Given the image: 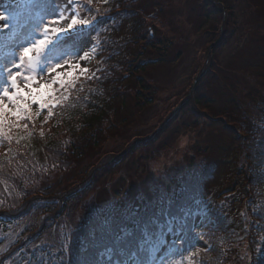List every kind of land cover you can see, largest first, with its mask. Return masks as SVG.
<instances>
[{"label":"rangeland","instance_id":"374dc122","mask_svg":"<svg viewBox=\"0 0 264 264\" xmlns=\"http://www.w3.org/2000/svg\"><path fill=\"white\" fill-rule=\"evenodd\" d=\"M49 2L50 0H0V13L13 18L9 21H0V64H7L18 57L19 45L27 35L29 26L41 14L42 6ZM62 2L66 3V0ZM107 2L108 0H92L89 4L88 0H72L70 7L74 8L81 18L92 21L91 26L85 28L81 35L62 37L69 48L75 44L79 52L68 60V64H79L80 68L60 69V71L73 72L71 80L68 77L64 78L66 81L64 87L57 83L50 89H43L42 85L45 83L51 84L52 75L45 70L38 76L37 82L33 85L37 90L34 95L43 96L45 92H51L52 95L45 96L43 100L48 106L41 110L38 105L29 104L27 110L21 114L22 118L19 119L5 113L3 136L5 141L13 139L19 129L30 128L37 134H42L44 131L54 132L58 124L52 109L66 102L70 97V85L76 84L80 78H99L97 76L102 73L103 66L100 63L101 58L95 56V53L99 55L96 44L100 43L101 34H95L94 31L105 21L101 29L112 28L122 36L126 32L127 23L124 19L127 13L122 12L120 15L112 16L111 9L105 6ZM153 9L154 4L147 5L145 11L151 13ZM219 11H226L230 18L219 22L220 18L219 20L217 18ZM159 14L163 26L157 25L154 19L148 24L156 25L157 31L154 37L162 39L160 49L155 47L141 51L144 46L142 43L136 47L127 45V52L133 56L130 57L132 61L129 62L130 65H139L144 60L159 57L155 63L148 64L145 71H140L139 68L135 71L137 75L147 79V89L140 91L136 97L138 90L133 83H130L129 87H133L132 90L124 92L123 102L117 101V104L124 103L122 114L126 115L129 121L113 130L95 150L99 152L96 159H100L101 162L105 159L110 161L111 157L121 153L126 140L129 142L137 137H148L158 131L156 138L167 137L168 141L161 145V153L158 157L152 152L148 153L147 167L141 175L145 178L144 190L154 178L159 179L163 175L168 178L171 169L190 164L194 155L192 151L207 146L209 141L216 138L224 140L234 148L233 156L235 158L236 154L238 164L242 163V157L243 163L245 162L244 154L247 151L239 147V141L242 142L243 138L239 125H230L227 129L217 125L227 124L226 120L218 118L219 112L213 111L214 105L219 106V102L233 98L237 101V105L232 107V118L239 120L244 115H253L254 124L262 126L261 123H264L263 111H257L264 100V24L261 23L264 21V0H172L170 7L159 11ZM121 17L123 19L120 24L113 27V22ZM44 19L47 22L49 17L45 16ZM4 23H9L10 27L4 29ZM85 52L89 53L88 57L81 59ZM123 64L128 66L126 62ZM81 69L88 71L84 73ZM125 70L127 69L119 70L116 73L117 78ZM122 88L124 89L125 85H122ZM107 91L109 92L108 89ZM200 96L204 98V102L198 106L195 99ZM151 101L154 103L151 104ZM205 106L208 111L204 109ZM241 106L244 113H241L243 110ZM252 120L247 118L248 123ZM165 125L169 128L164 129ZM209 134L212 136L209 137ZM158 142L159 140L156 143ZM139 150L130 153L128 159L137 157ZM205 153L207 152L200 151L196 158L208 159ZM143 161L141 164H144ZM138 164L140 163L136 161L132 167ZM132 167L129 168L135 173ZM247 169L243 167L234 171L225 168L221 170L222 174L218 181V189L223 193L221 196L219 193L215 199L221 203L224 212H228L225 219L230 220L237 231L246 223L245 233L248 234V237L240 234L241 238H245L238 243H231L229 248L227 239L217 233V245L225 256V259H221L222 264H248L252 257L257 258V247L264 245L262 239L264 225L259 220L262 196L255 189L256 194L253 190L246 191L242 187L245 182L243 173H246ZM182 174L183 172L178 173L179 176ZM119 175L125 178L126 184L129 182V178L120 174L118 170L107 174L106 177L115 180ZM99 185L105 186L103 183ZM49 193H51L50 198L60 196L56 190ZM216 194L215 192L213 196ZM53 199L44 202L45 205L40 206L42 209L40 212L35 210L32 212L34 214L24 217L22 222L12 225L9 236H22L27 228H33L36 221L39 222L43 214L49 211L48 209H54ZM71 220V217L65 218L55 228H65ZM195 220V224H200L202 228L200 216H196ZM206 230L204 226L198 232L205 234ZM58 232L61 234V230H51V233L46 235L50 240L45 237L46 241L51 243V240L59 238ZM34 244L36 243L33 241L31 245ZM198 246L199 249L192 251V258H196L200 251L207 252L213 247L211 238H199ZM41 248H38L36 253L42 258L44 254L41 253ZM3 251L4 247H1L0 254ZM216 261L217 258H213V264ZM202 263L208 264L206 261Z\"/></svg>","mask_w":264,"mask_h":264},{"label":"trees","instance_id":"16d2710c","mask_svg":"<svg viewBox=\"0 0 264 264\" xmlns=\"http://www.w3.org/2000/svg\"><path fill=\"white\" fill-rule=\"evenodd\" d=\"M171 3L172 0H113L112 4L116 7L111 9L112 13L127 12L130 16L129 21L126 23L125 34H122V36L111 34L105 37L109 44L105 50V69L102 78L99 80L100 82L96 81L90 86L86 84V81L70 85L69 89L76 91L73 98L60 104L54 110L58 122L57 131H44L42 134H37L30 128L26 130L19 129L11 140L5 141L3 136L0 137V232L12 223L18 222L24 216L34 214L32 212L35 210V212H40L42 210L40 206L45 205L44 202H49L53 198L55 201H53L54 209H48L49 211L43 214L39 222L36 221L33 226L36 227L33 233L22 236L20 243L25 248L27 257H24L23 260L17 259L16 264L36 263L33 256L34 251L39 248L37 244L41 242V246L45 245L42 240L44 236L51 233L52 228L61 230V234L58 232V240L52 243L57 249L52 259L53 262L50 264H76L77 252L81 247L80 238L83 237L85 241H88L89 234L94 230H98L101 218L111 214L123 213L134 206L143 208L146 203L155 200L162 193L171 194L174 200L172 212L178 215L181 214L178 211L179 207L192 204L191 198L195 186L199 183V179L203 178L209 167H212L213 171L211 173L217 170L219 172L214 173V181L212 180L210 185L207 184L206 189L214 192L218 190V179L221 170H225L230 163V160L225 158L232 154L230 144H226L220 138L209 141V144L205 145V149L201 151L207 152L205 155L208 158V163L191 164V168L183 172L181 179H184L186 174L191 175V177L184 190L180 192L179 197H176L175 190L169 186L170 184H166L161 193L157 194L156 184L160 181L169 182L167 179L175 176L177 170L181 168L171 169L168 178L163 175L159 179L154 178L149 182L151 183L149 192H153L155 196H147L144 190L143 179L145 178L141 175L147 167L148 153L152 152L158 157L161 153V145L168 141L167 137L156 138L159 131L148 137H137L129 142L126 140V144L123 146L124 149L120 151L121 153L116 157H111L110 161L105 159L101 162L100 159H96L99 152H95V150L100 146L101 141L107 139V136L113 130L129 121L128 117L122 114L124 103L117 104V101L122 100L123 102L124 92L132 90L133 87H129L130 83H133L138 90L136 97H138L140 91L147 89V79L137 75L135 72L138 69L136 65H129L133 56L127 52L125 47L126 45L136 47L139 43H142L144 44L142 51L145 49L151 50L162 45L158 38L157 43H152L154 32L156 35L157 29L156 25L151 26L148 22L154 19L157 21V25H163V22L159 19V11L169 8ZM153 4V11L147 13L145 11L146 6H153ZM218 15L219 22L230 18L226 11H219ZM261 23L264 24V21ZM127 59L128 61H125ZM124 62L128 66L124 65ZM147 65V63L138 65L140 71H145ZM123 69H127V72H123L122 76L117 78L116 73ZM122 85H125L124 89ZM203 99L202 96L195 99L196 105H202ZM150 103L152 104L154 101ZM218 105H214L213 111L219 112L218 118L226 120L227 123L225 125L218 123V126L227 129L230 125H239L240 133L243 136L242 142L239 141V147L243 151H247L244 154L246 164L243 163L244 158L242 157L243 160L240 165L245 164L246 167L249 164L250 168L244 174V178L247 179L245 188L254 191L252 188L253 186L257 187V179H254L250 172L251 169H256L257 163L264 162V123H261L262 126L252 122L248 123L247 118L252 120L253 115H244L239 120L232 118V107L237 105V101L233 98L219 102ZM241 107L243 109V106ZM204 109L208 111L207 106ZM261 110L264 113V100L257 109V111ZM241 113H244V109ZM167 125L164 126V129L169 128ZM210 135L212 136V134H209V137ZM158 140L159 142L156 143ZM199 148L192 152L199 153ZM138 149H140L138 156L128 159L129 154H133ZM136 161L140 164L132 167ZM141 161L144 164H141ZM129 167L134 168L135 173ZM117 170L120 174L129 178L127 184L125 178L120 177V175L115 180L106 177L107 174L109 175V173ZM100 183L105 186H100ZM258 187L261 196L264 197V183L258 181ZM53 190H56V193L60 196L50 198L51 193L49 192ZM261 205L260 211L263 213V219L264 202ZM210 211L205 212V214L210 216ZM67 214L70 215L67 216ZM69 217L72 220L66 224L65 228L53 227L54 225L58 226L65 218ZM227 222L223 217H219L218 223L222 226L221 233L226 236L225 238H229L231 243L242 241L237 233L229 229V223ZM245 227L246 223L241 228L244 235L246 234ZM35 239H39L38 243L33 247L28 246L29 242H33ZM214 240L216 241L213 242L214 248L209 252H200L198 258L208 262V264H213V258H217L215 264H222L221 259H225V256L219 245H217L216 237H214ZM97 242L96 254L93 255L94 264L103 263L100 261L99 253L104 252L105 247L111 244V239L100 238L98 233ZM17 245L19 244L12 245L7 254L1 253L0 264L3 263L6 256L12 257V253L20 247ZM126 257L127 253L123 256L113 253L111 261L108 259V263L113 264L115 261Z\"/></svg>","mask_w":264,"mask_h":264},{"label":"snow or ice","instance_id":"6c2138e0","mask_svg":"<svg viewBox=\"0 0 264 264\" xmlns=\"http://www.w3.org/2000/svg\"><path fill=\"white\" fill-rule=\"evenodd\" d=\"M88 3L91 4L92 0H88ZM71 5L72 0H66V3L50 0L42 6L41 14L31 23L19 45L18 57L7 64H0V137L5 134V113L19 119L29 104H36L41 110L48 106L43 100L45 96H51V92H45L43 96L34 95L37 90L33 85L38 76L45 70L52 75L51 84L45 83L43 89H50L57 83L64 87V78L71 80L73 72L60 69L80 68L79 64H68V60L79 52L75 44L69 48L62 37L81 35L85 28L91 26L92 21L81 18ZM45 16L49 17L47 22ZM12 19L0 13V21ZM9 27V23L3 24L4 29ZM88 55L85 52L81 59ZM81 71L86 73L88 70ZM173 204L171 194L162 193L143 208L134 206L123 213L101 218L98 230L89 234L88 241L80 238L81 247L77 252L76 264H94L98 233L100 238L111 239V244L100 255L107 254L111 261L113 253L121 256L127 253V259L117 260L114 264H184V259L177 262L173 258L191 248V242L186 237L194 225L189 226L187 223L189 211L180 207L178 211L183 213L182 216L173 213ZM256 252V264H264V245L258 246ZM192 256L188 252L187 259L191 260Z\"/></svg>","mask_w":264,"mask_h":264}]
</instances>
